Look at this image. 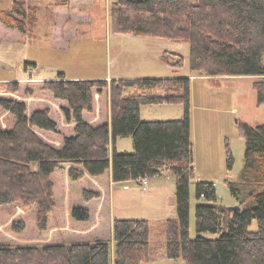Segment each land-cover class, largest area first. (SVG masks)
Here are the masks:
<instances>
[{"label": "trees", "instance_id": "16d2710c", "mask_svg": "<svg viewBox=\"0 0 264 264\" xmlns=\"http://www.w3.org/2000/svg\"><path fill=\"white\" fill-rule=\"evenodd\" d=\"M10 1L9 9L0 5L1 22L31 35L38 24V7H30L27 2L31 0ZM68 4L69 0H58L54 6ZM110 9L112 27L117 33L189 43L192 70L208 76H262L254 82V88L258 104H264V0H114ZM170 55L179 58L173 65H184L183 55ZM30 64L36 65L25 62V66ZM0 86L7 92L0 94V205H35L37 227L41 233L46 231L55 207L62 202L53 174L69 165L72 194L79 192L86 202L101 197L99 190L78 184L86 174L99 177L112 168V178L118 182L155 177L170 170L176 179L178 212L177 218L161 223L165 241L151 242L152 224L148 219L116 217L113 241L97 238L38 244L0 242V264H144L161 258L182 259L185 264H264V123H238L245 139L243 185L251 189L249 197L254 198L255 205L241 200L239 184L229 181L240 200V209L229 211L217 203L213 182H198L197 198L205 201L196 206L199 234L192 238L191 183L196 172L190 77L147 76L109 81L70 79L60 71L55 79H46L36 87L19 80L2 82ZM106 88L111 120L91 122L85 115L97 112L95 96L103 100ZM129 88L134 91L127 92ZM42 93L53 101L28 100ZM160 103H183V116L165 120L141 118L142 105ZM59 121L66 122L72 132L63 131ZM120 136H132L133 152L117 149ZM51 137H58L61 143H54ZM233 165L231 155L229 166ZM74 183L79 186L75 191ZM91 215L88 206L75 202L72 205V220L88 222ZM255 220L257 229L252 230ZM26 227L22 218L12 222L16 233H23ZM204 232L221 234L208 238L202 235Z\"/></svg>", "mask_w": 264, "mask_h": 264}, {"label": "rangeland", "instance_id": "374dc122", "mask_svg": "<svg viewBox=\"0 0 264 264\" xmlns=\"http://www.w3.org/2000/svg\"><path fill=\"white\" fill-rule=\"evenodd\" d=\"M57 1L27 2L30 7L37 6L39 14L37 27L31 35L26 34L27 39L18 31L7 35L8 39L0 32L1 44L13 42L16 48H20L21 52L28 55L30 60L37 62L36 65L25 66L31 72L27 80L33 77L25 83L39 86L44 79H55L60 71H64L70 79L98 78L109 81L118 79L115 76L190 77L191 135L196 172L195 180L191 183V237L196 238L199 234L196 229V206L199 202L205 201L197 198L198 182H213L217 189V203L227 209L240 203L239 198L232 192L229 181L239 184L241 200L247 199L248 205H255L254 198L249 197L251 189L243 185L245 139L238 128V123L247 122L252 125L264 123V104H258L257 92L254 88V82L262 79V76H208L191 69L190 44L187 42L115 32L110 13L114 0H69L67 6L55 7ZM0 5L2 8L9 9L12 7V2L0 0ZM171 52L185 57L183 66L173 65L179 58L170 55ZM2 54L0 53V56ZM16 71L14 69L13 74ZM10 72L9 68L3 67L0 75H8ZM20 75L23 74L20 73ZM14 77L18 76L14 75ZM108 89L106 88L103 92V100L99 98V95L95 96L98 101L95 100L98 110L95 114L85 115L89 121L96 123L110 121L111 107ZM133 91L132 88L127 90L129 93ZM2 92L4 91L0 86V94ZM18 97L25 98L23 95ZM28 100L45 103L53 101L44 93ZM55 102L59 101L55 100ZM184 110L183 103L144 104L141 107V118L143 120L174 119L183 116ZM62 122L59 121L60 128L70 134L72 132L69 130L70 127L66 122ZM51 141L61 143L58 137H51ZM118 149L133 152L135 148L132 136L118 137ZM231 155L234 165L230 167ZM150 178L145 186L141 184V181L114 182L108 189L110 197L107 199L111 202L112 211L117 218L150 220L152 224L150 240L161 242L165 241L160 228L161 223L178 217L176 179L170 170L162 171L154 179ZM55 181L61 183L58 177ZM73 187L74 191L76 187L79 189L77 183H74ZM74 195L77 196L74 199L76 205L83 202L82 197L79 202V196ZM56 213H58L57 209ZM56 217L55 215L54 220H50L48 229L41 233L36 224L35 205L30 207L21 203L0 205V242L38 244L66 238L72 240L79 238L71 234L76 233L74 228L69 229L71 232L67 231V226L61 227ZM21 218L25 220L27 227L23 233H16L12 230V222ZM250 229H257L256 220ZM220 234L221 232L202 233L208 238H216ZM176 262L183 264L182 259H176Z\"/></svg>", "mask_w": 264, "mask_h": 264}, {"label": "crops", "instance_id": "0c3cea01", "mask_svg": "<svg viewBox=\"0 0 264 264\" xmlns=\"http://www.w3.org/2000/svg\"><path fill=\"white\" fill-rule=\"evenodd\" d=\"M14 31H18V30L6 27L0 20V32L2 36H6L7 37L6 39H8L7 35L13 34ZM21 34L26 38V34L24 33ZM0 53H3L0 56V70L3 67H7L11 71L10 74L8 75H0V83L12 81V80H19L21 83L24 84L25 81L33 79V77H30V79L27 80V76H29L31 72L30 70L27 69L28 67L25 68V62L28 61H31L33 63H37V62L30 60L28 58V55L25 54L24 52H21L20 48H16L13 42L7 44L4 42V44H1L0 41ZM22 68L23 70H21ZM14 69L17 70L15 74H13ZM20 73L23 75H20ZM14 75H17L18 77H14ZM115 77L118 79L126 78L124 76H115ZM2 93H7V92H2ZM90 121L93 122L92 120ZM116 147L118 149V139L116 141ZM67 170H69V165L67 166V168H64V170H62L61 172L56 171L53 174V178L55 180L57 177L61 179V183L56 182L57 184L55 185V187H56V193L58 190L57 196H59V200L62 202H59L58 205L55 207V210L53 212L54 214L51 219L54 220V216L56 215L58 217V221L60 222L61 227L67 226L66 230L69 232H71V230L69 229L74 228L76 230L75 231L76 233L72 232L71 234H75L79 237L75 240H92L97 238L113 240V222L116 216L112 211L111 202L107 199L108 197H110L108 193V189L109 187H112V185L115 182L112 178V168H109L105 172V174L99 177H93L89 174H86L85 177L78 182L81 188L96 189L101 192L100 198L93 199L89 202L86 201L84 202L82 200L83 202H81L82 205L88 206L91 210L92 215H91V219L88 222H76L72 220V218L70 217V211L72 205L74 204L73 198L77 196L73 195L74 193L72 194V182L68 178ZM154 178L155 177H153L152 179ZM132 181L140 182L139 179L129 180L128 182H132ZM60 191L63 192L61 195H60ZM76 194L79 196V201H81L80 200L81 194L79 192ZM152 198L154 199V195H152ZM56 209L58 210V213H56ZM61 240H72V239L66 238ZM61 240H57V241H61ZM182 263L185 264L184 261ZM144 264H181V263L176 262V259L161 258L157 261H152Z\"/></svg>", "mask_w": 264, "mask_h": 264}, {"label": "built area", "instance_id": "2783aa9c", "mask_svg": "<svg viewBox=\"0 0 264 264\" xmlns=\"http://www.w3.org/2000/svg\"><path fill=\"white\" fill-rule=\"evenodd\" d=\"M150 179H151L150 177H141L139 180L141 181V184L145 186L148 180Z\"/></svg>", "mask_w": 264, "mask_h": 264}, {"label": "water", "instance_id": "95a60500", "mask_svg": "<svg viewBox=\"0 0 264 264\" xmlns=\"http://www.w3.org/2000/svg\"><path fill=\"white\" fill-rule=\"evenodd\" d=\"M239 209H240L239 205L231 206V207L228 208L229 211H236V210H239Z\"/></svg>", "mask_w": 264, "mask_h": 264}]
</instances>
